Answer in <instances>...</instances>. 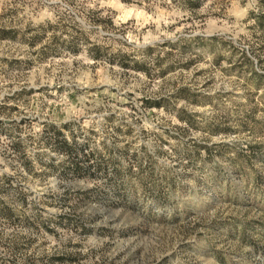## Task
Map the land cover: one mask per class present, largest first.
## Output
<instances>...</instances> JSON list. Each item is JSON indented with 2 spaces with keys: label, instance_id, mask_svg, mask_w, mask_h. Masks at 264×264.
<instances>
[{
  "label": "rangeland",
  "instance_id": "rangeland-1",
  "mask_svg": "<svg viewBox=\"0 0 264 264\" xmlns=\"http://www.w3.org/2000/svg\"><path fill=\"white\" fill-rule=\"evenodd\" d=\"M3 29L0 264H264V0H0Z\"/></svg>",
  "mask_w": 264,
  "mask_h": 264
},
{
  "label": "trees",
  "instance_id": "trees-1",
  "mask_svg": "<svg viewBox=\"0 0 264 264\" xmlns=\"http://www.w3.org/2000/svg\"><path fill=\"white\" fill-rule=\"evenodd\" d=\"M197 1H200V0H197ZM9 33H10V31L3 29L0 31V36L1 37H8ZM57 133L64 135V133H62L61 130H59V129H57ZM61 141L62 142H61L60 148L63 149L65 152H67V154H70L69 156L71 157V163L68 166V171L76 173V174H82V172H84V170L88 169V167H90V166L87 165L86 163H85L86 165H83L81 159H76V157L74 155H71V154H73L75 143H71L68 140H66L65 138H62ZM82 155H83V157H85V159L89 160L87 158L88 157L87 153L83 152ZM3 211L7 212L8 214H11L12 209H10L9 207L0 208V212H3Z\"/></svg>",
  "mask_w": 264,
  "mask_h": 264
}]
</instances>
